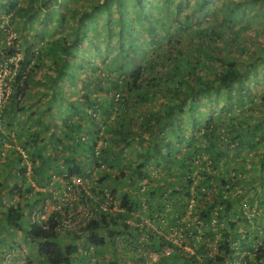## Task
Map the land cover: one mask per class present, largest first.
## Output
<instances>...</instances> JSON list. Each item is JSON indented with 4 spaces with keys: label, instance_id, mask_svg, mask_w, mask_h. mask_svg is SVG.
<instances>
[{
    "label": "trees",
    "instance_id": "1",
    "mask_svg": "<svg viewBox=\"0 0 264 264\" xmlns=\"http://www.w3.org/2000/svg\"><path fill=\"white\" fill-rule=\"evenodd\" d=\"M212 1L194 0L193 9L180 14L179 5L175 7L176 10L171 6L175 0H0V44L4 43L2 38L6 37L9 28L15 32L12 42L4 43L0 48V71L6 67L10 74V89L0 107V123L5 127L2 129L0 125V152L3 138L11 134H6L4 130H10L15 123L27 124L28 130L21 133H26V144H31L32 149L23 148L30 156V172L37 184L49 183L53 174H65L66 179L83 175L87 164L95 162L99 165V160L112 167V170H102L98 177L99 182H108L107 186H110L111 179L120 181L125 175L121 164L131 172L126 187L117 194L124 210L109 216L110 213L102 210L88 196V192L81 189V199L91 201V206L96 204L97 208L91 209L97 217L90 218L80 232L63 228L58 230L55 227L59 223L57 219L48 220L49 226L30 221L33 205L51 196V192H37L30 181L26 184L13 183V186L9 184L8 170L17 171L16 162L23 154L16 150L14 155L6 153L0 156V202L1 195L7 189L12 195L19 193L26 197L23 202L4 203L0 207L2 222L11 228L22 229L21 221L28 214L26 239L36 244L39 254L36 264H84L83 258L90 260L93 252L98 254L96 261L101 258V264H118V254L104 255L105 245L110 243L112 249L118 252L116 237L119 234L133 236L132 226L125 221L128 216L140 218L131 214L133 210L143 216L141 226H136L139 231L146 232L140 245L146 248L156 240L160 246H173L174 251L170 256H160V264H227L224 261L226 257L229 259L233 256L234 243L237 242L242 249H253L251 244L259 239L256 236L258 230L248 229L254 223L264 222V148L251 154V159L259 162V174L247 181L253 182V195L249 203L252 215L249 217L248 210L245 211L240 203L242 195L233 196L234 185L249 165L243 164L237 168L234 164L230 168H222L221 160L227 159L231 153L238 155L243 150L253 149L254 140L264 142L263 116L246 114L242 120L247 126H241L242 120H237L236 114L244 105L243 97L250 92L247 82L249 70H241L239 62L242 58L237 56L233 46H226L227 42L234 44L240 32L236 28L237 12L246 10L249 1L261 3L259 0L225 1L218 15L211 6ZM155 6L159 7L158 11L154 10ZM209 8H212L211 12ZM207 13L215 16L200 26V20ZM100 15L104 21L102 25L98 20ZM173 23L187 32L188 42L183 44L179 38L181 34H176L177 40L165 48L162 55L149 56L144 64H140V60L147 58H143L142 54H146L149 48L155 49L154 46L162 42L166 25ZM196 23L198 25L195 26ZM97 31L100 32L99 36ZM227 32L235 34V37L226 36ZM94 57L98 61L93 60ZM254 58L262 59L258 55ZM250 64L252 69L255 64L251 61ZM44 70L48 72L38 74V71ZM81 73L86 74L81 80L83 87L89 85V91L73 100L74 97L65 96L66 90L73 80L79 79ZM31 83H36L41 89L49 88V105H52L55 94L60 93L74 109L73 119L68 118L70 115L61 117L65 122L60 127L65 131L63 138H54L51 131L48 141L52 143V152L48 155L42 154L41 144V133L47 122L32 119L30 112L25 114V97L20 98L23 92L33 93L32 89L27 88ZM156 96L159 97L157 101L160 106L151 105ZM80 100L86 107L76 104ZM216 104H220V108L216 109ZM253 105L256 104L249 105V111L254 109ZM139 107L143 113L137 109ZM258 107L264 109V102ZM200 109H205V113L202 114ZM49 111V118H54L51 106ZM214 112L223 114V118L213 117ZM18 113L20 115L17 116ZM186 117L190 119L192 129L189 137L182 135V120ZM248 133L249 138L246 136ZM99 136L105 142L96 154ZM59 142L63 143V148L57 146ZM133 145L142 148L138 154L143 156V160L136 165L123 162L124 150L131 149ZM197 154L200 158L194 167L192 161ZM148 159L158 161L159 165L162 164L161 169L167 172L165 190L160 193L170 201L175 211L185 209L191 195H195L189 189L190 184H194L195 192L207 191L203 187L215 188L213 198L205 202L204 208L196 209L204 223L202 243L194 246L196 253H201L200 258L166 239L164 232L156 231L144 219L146 216L159 224L162 221L157 212H165L159 201L152 200L159 188L153 187V184H139L135 180V175L139 180L147 176L143 167ZM51 160H54L53 168L50 167ZM60 163L67 164V169L62 168ZM199 165L202 167H197ZM140 167L143 170L138 171ZM237 171L239 174H236ZM26 173L27 164H22L18 175ZM172 174L178 175V178H172ZM174 181L179 182L180 188L167 192L166 187ZM32 190L39 193L34 195V199L27 195ZM112 192L116 195L115 190L112 189ZM215 207L217 222L227 221V228H220L223 235L217 240L216 250L212 254L209 250L214 247L212 238L215 230L211 228L210 211ZM58 212L54 214L60 215ZM176 216L175 213L173 217ZM237 221H242L243 227L238 229ZM79 240L81 246L78 247ZM261 240H264V236ZM135 241L139 240L132 237L130 245ZM6 248L7 251L0 252V261L14 249V243H9ZM132 258L142 263L141 253L135 246ZM257 259L256 256L251 263H257ZM26 264L32 262L28 260Z\"/></svg>",
    "mask_w": 264,
    "mask_h": 264
},
{
    "label": "rangeland",
    "instance_id": "2",
    "mask_svg": "<svg viewBox=\"0 0 264 264\" xmlns=\"http://www.w3.org/2000/svg\"><path fill=\"white\" fill-rule=\"evenodd\" d=\"M153 1H158V0H153ZM194 0H175V3L171 4L173 10L174 8L178 7V5L181 8V13L184 12H188L190 10L193 9V5L192 2ZM225 1H230L232 2L233 0H213L212 1V8L215 9L217 11V14L220 15L221 14V9L220 7L222 5H224ZM261 5L258 2L255 1H249L247 4V9H243L241 11L237 12L238 15V19H237V23H236V28L240 30L238 37L236 38L237 40L234 42V44H230L229 42H227V48H230L231 46H233L235 48V52L237 54V56L241 57V61L239 62V66L241 67V70H249L247 73V82H249V89L250 92L248 94L244 95V105L243 107H241L239 109V111L236 114L237 120H242L244 119L246 114H254L256 116H263L264 118V109L259 108L258 105L264 102V61H263V57H264V1L259 0ZM155 2V3H156ZM179 2H181V4H179ZM218 3H220L218 5ZM214 4H216V6H214ZM253 4H255L254 8H253ZM175 8V10H176ZM212 8H209V11L211 12ZM155 11L159 10V7L155 6L154 7ZM154 14H156V12H154ZM215 15H205L204 18H202L200 20V26H203L204 24H206L205 21H207L209 18L214 17ZM58 20V19H57ZM98 20L100 22V25H102V23H104L102 15H100L98 17ZM193 20H195V18H193ZM145 24H143L144 26ZM198 25V23L195 24V26ZM142 26V27H143ZM160 27H162L161 25H159ZM103 28V27H102ZM99 28V29H102ZM141 28V27H140ZM144 28V27H143ZM64 30H67V27H64ZM225 30H228V28H225ZM98 36L100 35V32L97 31ZM143 33V31H142ZM15 32L13 30V28H9V30L7 31V35L5 38H2V42H4L5 44H10L12 42V38L14 36ZM176 34H181V36L179 37L181 42L183 44H185L186 42H188V35L187 32L181 29H178V25L173 23V25L167 26L166 28H164L163 30V34L161 36L162 38V42H158L157 46L155 49H147L146 50V54L143 53L142 57H147L145 59L140 60V64H144V62L146 61V59L151 57H154L157 53H160L161 55L163 54V51L165 48H167L168 46H172L174 44V41L177 40L176 38ZM233 36L235 37V34H229L228 32L226 33V36ZM48 38V37H47ZM2 43L0 44V48L3 47L5 44ZM255 55H258L260 57H262V59L260 58H254ZM93 60L98 61L97 57H94ZM250 61L255 64V66H252L253 68L251 69L250 67ZM89 67V66H88ZM77 70V69H76ZM150 70V69H149ZM48 71L44 70V71H38L39 75L42 74H46ZM85 73H81L79 74V79L73 80V84H71L70 86H68L67 90H66V94L65 96H71L74 97L73 100H75V97L77 96H82L83 94H85L87 91H89V85H87L86 87H83V82L81 80V78L85 77ZM9 80H10V74H9V69L4 67L3 70L0 71V107L3 103V98L6 97L10 86H9ZM66 84V83H65ZM28 90L32 89L33 93H30L29 91L23 92L22 95H20V98L22 96L27 98V100L25 101V98L23 99L24 102V108L26 109V113L28 114V112H30L32 114L31 118L32 119H39L41 123L47 122V125L45 127V129L42 131L41 133V144L43 145V150H42V154L44 155H48L52 152V143H49V135L51 133V131L54 132V138L58 137L59 140L61 138L64 137V129H61V125H64V119L62 120L61 117H66V115H70L68 118L69 119H73L74 118V109L70 106L71 104L67 101L66 98H62V96L60 95V93H56L55 97L52 99V105H49V100L50 97L48 95L49 92V88L48 87H42V89L40 88V86H37L36 83H31L28 87ZM62 88H64L62 86ZM61 92H63V90H61ZM40 98L38 99L37 97ZM159 97L156 96V98L152 99L151 101V105L152 106H160V103L157 101ZM156 99V100H155ZM31 102V105L30 103ZM252 103L256 104L253 105L254 109L250 110L248 109L249 105H252ZM76 104L82 105L86 107V104L80 100L79 102H77ZM48 106V107H47ZM49 106H51V110L53 111V117L52 119H50V111H49ZM216 109L220 108V104H216L215 105ZM164 108V107H162ZM140 112H144L143 109H141V107L137 108ZM31 110H33L31 112ZM137 110V111H138ZM202 114L205 113V109H200ZM131 114V113H130ZM138 114V113H137ZM201 114V115H202ZM216 118L220 117L223 118V114H217V112L213 113ZM217 114V115H216ZM20 115L19 113L17 114V116ZM187 116V114H185ZM209 117V116H208ZM236 120V121H237ZM1 121V120H0ZM30 124H32V122L29 121ZM54 123L56 124V128H54ZM109 124V121L108 123ZM182 126L184 127V131L182 132L183 136H187L189 137L190 132L192 131L191 127H190V119L189 118H184L182 120ZM1 125V123H0ZM226 125V124H225ZM228 126V125H226ZM241 126H247L246 122L244 120H242ZM2 129H4L5 127L3 125H1ZM63 127V126H62ZM10 129V128H9ZM28 130V125H21L18 123H15L12 128L10 130H4L6 132V134H8V138H3V147L1 149V154L0 156L3 157L5 156V154H9V155H14L16 152V150H18L19 152H21L22 158H20V161L16 162V167H17V171L15 170H8V175L10 176V180L11 182L9 184H11L10 186H13V183H18V184H26V182L30 181L31 184L34 186V190H36L38 192L39 191H45L46 192H52L53 194L56 192V194H60L61 192H63L64 190V186H63V181L66 180V175L65 174H53L51 176V181L45 184H37L35 183V181L33 180V176L30 172V167H31V160H30V156L28 154V151L26 150H31L32 149V145L26 144V133H21V131H27ZM246 130V129H244ZM18 132V134L16 133ZM263 133V132H261ZM248 138L250 137V134L248 133L246 135ZM102 138L101 136H99L98 139ZM101 140H99L100 143ZM64 142V140L62 141ZM255 142V146L253 149L249 150H243L242 152H239L238 155H234L233 153H231L227 159L226 158H222L221 160V165L222 168H230V166L236 164L237 168H239L240 166L244 165H249L248 168H245V171L242 173V175H240L239 177V182L236 183L234 185V190H233V196L234 195H242L241 201L243 203V205H246L250 199L252 198L253 195V182H247L248 179L250 178H254L256 177V175L259 174V170L257 169L258 163L259 162H255L251 159V154H253V152L257 149H263L264 148V142ZM61 145L63 148V143H58L57 146ZM23 146L26 148V150L23 148ZM184 149V147H182V150ZM13 150V151H11ZM142 148L139 145H136L131 148V149H127L124 150V153L122 155H124L123 158V162H131V164H137L140 161L143 160V156L139 155L138 152H141ZM199 154L195 155L193 158V163L192 166L196 167L197 161L199 160ZM46 162H49L48 159L46 158ZM45 161V159L43 160ZM52 165L50 166L51 168H53L54 166V160H51ZM93 163L95 162H90L89 165L87 164L85 172L83 175L84 178L83 179H87L91 180V176H94L95 178H98L100 173H102V170L107 169V166H109L108 164L104 163L106 166L104 168L99 167V169L94 168L93 170H90L91 168L94 167ZM223 163H225L223 165ZM254 163V165H253ZM22 164H27V173L25 175H18V169ZM62 164V168L67 169V164ZM146 166L143 167L144 168V172H146L147 176H143L141 177V182L142 184H146V186H150L151 184H153V187H157L158 189V194L154 195V197L152 198V200H156L159 201L161 204V208L165 210V212L158 210L157 215L161 217V221L158 225L156 224V226L159 227L160 232H166L168 230V228L170 226L176 225L178 226H182L183 222H189V228L192 230V228H194L195 225V221L194 218L196 219H200L199 217V213L196 209H202L204 208V204L205 202L211 200L213 197V195L215 194L216 190L215 188H209V187H203V189H206L207 191H205L204 193L200 192V191H193L195 186L194 184H190V191L192 194L195 195H191L185 209L180 210V211H175L172 209L171 204L169 203L170 201L167 200L164 195L161 196V191L165 190V178H166V174L167 172L164 171V169L160 166H162V164L159 165L158 161L155 162H151L150 159H148V161H145ZM252 166V167H251ZM197 167H202V165L197 166ZM110 170H112V167H109ZM121 168L125 170V175L123 176V178L118 181L117 178H113L111 179L110 182V189H113L116 191V194H118L122 189H124L125 183L129 181L130 179V170L127 166L121 164ZM143 168H138L137 170L141 171L143 170ZM32 169V168H31ZM195 168H194V172H195ZM16 172V173H15ZM168 172L170 173V170H168ZM176 170H174L173 173H175ZM262 172V171H261ZM236 174H239V172L237 171ZM12 178V179H11ZM135 178L138 180V176L135 175ZM172 178H178V175L172 174ZM240 178H243L242 180ZM128 180V181H127ZM244 182V183H242ZM102 183L107 184L108 182L104 181ZM179 182H175L174 183H170L171 185L166 187V191L170 192L172 189H179L180 187L178 186ZM246 183V184H245ZM101 183H99V181L97 182L96 186H100ZM245 184V185H244ZM257 186L258 182H256ZM50 185V186H49ZM143 188V185L141 186ZM108 188V189H109ZM27 195L31 196V199H34V195H39V193L36 194L35 191H31L29 193H27ZM2 199L0 202V207L3 206V204H13L16 203L18 200L23 202L25 201V196L24 195H20L19 193H15V194H11L9 193V190L7 189L6 191L3 192V194L1 195ZM50 197V196H48ZM145 197V195H144ZM186 203V201H184ZM37 204H39L38 202H36ZM197 206H200L199 208H197ZM177 214L176 217H173L174 214ZM248 214L252 215V212L250 210H248ZM198 217H195L197 216ZM232 218V217H231ZM236 218V217H234ZM3 220V216L0 215V252L2 250L7 251L8 249L6 247H9V243H14V249L13 251L15 252H11L10 256H11V260L12 261H16L19 264H26L28 260H31V262H36L38 263V251L36 250V244L32 243L31 240L26 239V230L27 227L29 225V217L28 214L25 215L21 221V225H22V229H18L16 227L11 228L10 226H7L6 223L4 225V223L2 222ZM154 224V223H153ZM222 226H224L223 228H227V221L222 220L220 221L219 227L215 228V232L216 234H214L213 236V242H216L217 240H219L221 238V236L223 235L222 230L220 229ZM237 228H241L243 227V222H239L237 221L236 224ZM253 227V228H252ZM251 228H249L248 230L250 231L251 229L254 230H258L260 231V234H264V222L263 223H254V225ZM257 231V232H258ZM146 235V232H144V236ZM259 235V234H258ZM140 237H143V234L140 235ZM262 235L259 236L260 239H262ZM121 237V234L118 235V238L116 239L115 243L118 244V247H120V250L118 249L117 251H114V249H112V246L110 245V243H107L105 246V256H113L115 254H118L120 257L118 258V264H133L135 262V260H133L132 258V249L134 244L129 245L128 241L130 240V238L126 239ZM78 247L81 246V241H78ZM6 245V246H4ZM159 242L155 241L154 244L152 245V247H156L154 249L158 250L159 247ZM247 250V249H246ZM249 255H248V260H250L251 262H253V260L255 259V257L257 256V263L255 264H264V240H261V243L259 244L257 241H255L253 243V249L249 250ZM210 253L214 252V248H212L210 251ZM20 254V256H18V254ZM158 254L160 255V252L158 251ZM97 252H93L92 254V258L89 260L90 264H96V262H99L101 260L96 261L95 257L97 256ZM30 258H29V257ZM102 256V255H101ZM9 256L7 255V259L6 261L9 260ZM89 258V257H88ZM87 258H83L82 262L84 263V261H86ZM132 261L131 263L128 261ZM3 262V260L1 261ZM35 263V264H36ZM100 263V262H99ZM98 263V264H99ZM101 264V263H100ZM210 264H218V263H210Z\"/></svg>",
    "mask_w": 264,
    "mask_h": 264
},
{
    "label": "built area",
    "instance_id": "3",
    "mask_svg": "<svg viewBox=\"0 0 264 264\" xmlns=\"http://www.w3.org/2000/svg\"><path fill=\"white\" fill-rule=\"evenodd\" d=\"M84 138V137H83ZM99 140L100 143H99ZM104 139L100 138L97 139L96 147H95V153L97 154L99 152V147L104 143ZM100 164L93 163L94 167L90 170H93L94 168L99 169V167L104 168L106 165L99 160ZM108 169V167H107ZM83 176H71L67 178L65 181H63V186L65 187L63 192L60 194H56V192L53 194L51 192L50 197H46L45 199H40L38 201L39 204L35 203L33 205L30 221L35 223L44 224L45 226H49L48 220L51 218L57 219L59 223L55 226L58 228L63 229H71L76 232H80L81 228H83L87 221L90 220V218H94L97 215L93 213V208H97L95 205L91 206V201H88L86 199L82 200L80 197L81 189H84L85 192H88V196L92 199L93 202L98 203L99 207L110 213V215H114L118 211L124 210L122 206H120V198L115 195V193L112 192V189L109 188L105 183H101L100 186H96L98 182V178H95L94 176H91V180L83 179ZM94 189H93V188ZM109 188V189H108ZM94 192H99V194H96ZM37 202V201H36ZM98 207V208H99ZM55 211H59L60 215L54 214ZM212 213V218L210 221L211 228L215 230V228L219 227L220 222H217L216 213L217 208L215 207L214 210L210 211ZM131 214L135 216H139L140 218H133V217H126L125 221L130 224L131 231L133 233V236L130 235L126 239L132 237H137L139 241L133 242L134 246L136 247L138 253H141L142 263L134 262L133 264H160L159 258L160 256H170L174 249L173 246L170 244H164L163 246H159L158 250L154 249L156 247L148 246L145 248V246L140 245V242L146 237L144 236V232L139 231L136 229V226H141V213L137 211H132ZM53 215V216H52ZM199 215V214H198ZM195 216V217H198ZM60 216V217H59ZM144 219L147 221L149 225H151L156 231L160 232V229L158 226H156L157 223H154L152 219L149 220L148 217L144 216ZM194 221L196 222L194 225V228L192 230L189 228V222H183L182 226H170L165 234V238L169 241H172L179 246H181L184 250L189 251L190 253L196 254L198 258L201 257V253H196V250H194L195 245H199L202 243L203 239V221L202 219L194 218ZM154 223V224H153ZM158 225V224H157ZM143 234V237H140V235ZM216 234V232H215ZM120 235V234H119ZM125 234H121L122 238H125ZM118 236L116 237V239ZM130 240L128 241V244L130 245ZM156 241V240H155ZM159 242V241H158ZM215 243V242H214ZM139 244V245H138ZM160 245V244H159ZM112 246V245H111ZM216 244L214 245V252L216 250ZM234 248L237 249V253L239 252V256H235L232 259L225 258L224 263L227 264H253L250 260H248L249 250H241L238 248L237 245H234ZM120 250V247H119ZM211 250V249H210ZM209 250V251H210ZM158 251L160 252V255L158 254ZM213 254V253H212ZM128 261V260H127ZM132 262V261H128Z\"/></svg>",
    "mask_w": 264,
    "mask_h": 264
},
{
    "label": "clouds",
    "instance_id": "4",
    "mask_svg": "<svg viewBox=\"0 0 264 264\" xmlns=\"http://www.w3.org/2000/svg\"><path fill=\"white\" fill-rule=\"evenodd\" d=\"M84 136H86V135H84ZM99 138V137H98ZM97 138V139H98ZM108 167V170H110V168H109V166H107ZM135 180H136V178H135ZM138 183L140 184V183H142L141 182V180H139L138 179ZM125 186H126V184H125ZM136 188H137V185L135 184V190H136ZM251 201H249L246 205H243V203H242V201L240 200V203H241V206H242V208H245L244 210L245 211H247V210H249V203H250ZM238 208V207H237ZM138 212V211H137ZM140 213V212H139ZM250 215L248 214L247 215V217H249ZM213 230V229H212ZM247 230V229H246ZM249 231V230H248ZM259 234V235H258ZM264 236V234H260V231H258L257 233H256V236ZM249 239H250V234H249ZM213 242V241H212ZM250 241L248 240V243H249ZM257 242L260 244L261 243V239L259 238V239H257ZM213 244L215 245V244H217V241L214 243L213 242ZM234 245H237V242L236 243H234ZM234 245H233V247H234ZM252 245V248H253V243L251 244ZM238 246V245H237ZM238 248L239 249H241V250H246V249H242V248H240L239 246H238ZM247 250H249V249H247ZM233 256L231 257V258H229V259H232L233 257H235V256H239L240 254H239V252L237 253V249L236 248H233Z\"/></svg>",
    "mask_w": 264,
    "mask_h": 264
},
{
    "label": "crops",
    "instance_id": "5",
    "mask_svg": "<svg viewBox=\"0 0 264 264\" xmlns=\"http://www.w3.org/2000/svg\"><path fill=\"white\" fill-rule=\"evenodd\" d=\"M11 252H15V251L11 250V251L7 252L6 255H8V256L10 257L9 260L6 261L7 257H5V259L3 260V262L0 261V264H19V263H17L16 261H12V260H11V256H10ZM17 254H18V256H20L19 253H17ZM28 257H29V256H28ZM30 257H31V256H30ZM30 257H29V258H30ZM29 261L31 262V260H29ZM33 263H36V262H32V264H33ZM84 264H90V263H89V260L87 259V261H84Z\"/></svg>",
    "mask_w": 264,
    "mask_h": 264
}]
</instances>
